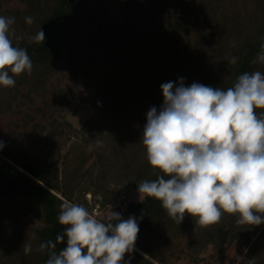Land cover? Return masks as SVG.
<instances>
[{
    "label": "trees",
    "instance_id": "1",
    "mask_svg": "<svg viewBox=\"0 0 264 264\" xmlns=\"http://www.w3.org/2000/svg\"><path fill=\"white\" fill-rule=\"evenodd\" d=\"M111 3L119 9L106 14ZM237 6L250 21L259 16L254 26H242ZM0 15L15 19L21 39L13 43L33 63L31 74L14 77V87L0 86V220L5 224L13 202L39 210L32 233L17 231L0 249V264H46L52 250L38 248L65 231L58 221L64 201L92 211L88 192L101 194L106 205L123 194L111 189L113 182L137 190L141 181L157 179L141 138L146 113L163 104L162 84L183 78L185 86L226 90L244 72L264 73V63H252L264 43L263 0H0ZM41 29L44 43L31 41ZM231 56L238 58L234 65ZM75 99L95 107L80 129L64 118ZM132 106L142 111L139 120ZM96 140L103 145L89 151ZM119 213L139 223L126 264H213L200 257L207 245L222 260L225 244L240 234L247 243L262 226H240L227 213L206 228L188 215L178 224L148 197ZM263 237L264 228L261 249L248 251L250 264H264ZM25 241L32 249L27 255Z\"/></svg>",
    "mask_w": 264,
    "mask_h": 264
},
{
    "label": "clouds",
    "instance_id": "2",
    "mask_svg": "<svg viewBox=\"0 0 264 264\" xmlns=\"http://www.w3.org/2000/svg\"><path fill=\"white\" fill-rule=\"evenodd\" d=\"M25 22L34 21L26 16ZM14 23L0 15V86L5 88L33 68L27 50L13 43V37L21 39ZM30 40L44 43L42 29ZM237 60L231 56L228 62ZM257 62L264 63V43L252 61ZM161 90L163 104L146 113L141 138L149 165L160 175L137 184L140 201L158 200L178 224L188 215L206 228L225 213L237 216L240 226L264 224V111H257L264 110V73L244 72L226 90L196 82L185 86L183 78ZM102 145L96 140L89 151ZM58 221L65 231L38 248L52 250L46 264H126L125 255L135 250L134 216L124 219L111 211L101 220L84 205L64 201ZM65 237L66 247L55 251ZM22 248L25 255L32 250L26 241Z\"/></svg>",
    "mask_w": 264,
    "mask_h": 264
},
{
    "label": "rangeland",
    "instance_id": "3",
    "mask_svg": "<svg viewBox=\"0 0 264 264\" xmlns=\"http://www.w3.org/2000/svg\"><path fill=\"white\" fill-rule=\"evenodd\" d=\"M124 1V0H123ZM264 1V0H263ZM115 3H111L106 7V14L116 11L119 9ZM241 12L239 17L242 26L250 23L251 26L257 22L256 16L253 20H248V17L244 14V11L237 6ZM117 12V11H116ZM104 18V17H103ZM102 18V19H103ZM191 69L189 68V72ZM204 75V74H202ZM133 107V108H132ZM128 110L135 114L134 119L139 120L142 116V111L139 112L138 107L132 106ZM95 113V107L90 102H82L79 99L72 101L64 112V118L71 122L73 127L80 129L81 126ZM127 113V111H126ZM67 147H63L61 150L62 155L66 152ZM111 189H114L115 193L118 191L122 192V195H118L115 199L111 200L106 205L101 204L102 195L88 192L86 193V199L88 200L89 206L92 208L90 211L92 214L96 215L101 220L105 219L111 211L121 212L123 211L129 202H139V194L137 190H126L123 184L113 182L111 184ZM9 214L5 215V224L0 220V249L4 250L6 247L12 244L13 239L11 236L17 233V231H22L23 233H32L34 225L38 223V208L30 206L28 203L17 202L12 203ZM6 212V211H5ZM3 224V225H2ZM264 224L259 227L256 233L251 236V239L245 243L242 234L237 235L233 238L232 242L228 245L225 244L227 250L225 252L224 258L221 260L218 256V251L213 245H207L200 254V257H204L205 261H210L213 264H250L251 257L247 256L248 251L255 248L261 249L259 247L258 238H260ZM264 242V237L261 238ZM264 249V248H263ZM262 249V250H263ZM264 251V250H263ZM262 251V252H263ZM251 261V262H250ZM176 264H192L188 259H181Z\"/></svg>",
    "mask_w": 264,
    "mask_h": 264
}]
</instances>
